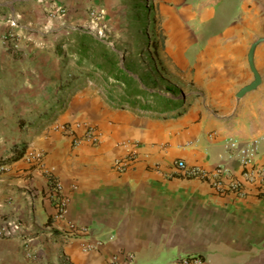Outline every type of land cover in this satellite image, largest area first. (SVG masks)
<instances>
[{
	"label": "crops",
	"instance_id": "0c3cea01",
	"mask_svg": "<svg viewBox=\"0 0 264 264\" xmlns=\"http://www.w3.org/2000/svg\"><path fill=\"white\" fill-rule=\"evenodd\" d=\"M145 4L148 68L172 89L161 93L177 98L181 92V103L158 112L138 108L137 101L119 108L96 92L81 94L73 112L94 122L100 141L33 149L42 152L41 165L30 166L26 154L10 163L22 160L28 169L19 172L31 176L0 179V221L22 222L34 255L25 257L22 237L0 236V264H108L114 256L120 264H173L185 255H198L203 264H264V194L243 179L230 145L255 141L250 166L264 165V0ZM105 5L0 0V76L20 59L55 51L52 36L63 27L91 25L90 9ZM7 31L18 43L14 51L2 38ZM253 70L259 83L237 95L254 80ZM55 140L45 141L51 146ZM130 150L135 159L116 169L113 160ZM179 159L209 170L226 167L223 184L239 180L241 191L184 175ZM50 173L67 199L63 218L54 217ZM68 221L85 230L68 237Z\"/></svg>",
	"mask_w": 264,
	"mask_h": 264
},
{
	"label": "rangeland",
	"instance_id": "374dc122",
	"mask_svg": "<svg viewBox=\"0 0 264 264\" xmlns=\"http://www.w3.org/2000/svg\"><path fill=\"white\" fill-rule=\"evenodd\" d=\"M142 15H146L144 19L148 24L147 8L137 7L136 0H106L100 16L90 17L92 26L63 27L52 36L55 38L53 45H56L57 38L76 28L103 38L105 43L115 50L120 65H126L135 80L142 78L137 107L165 111L181 103V92L177 98L176 94H163H172V89L164 88L165 83L160 80V76L150 72L147 54L150 43L145 42L143 22L140 21ZM61 49H68V45L62 44ZM67 53L58 56L56 51L44 49L37 58L18 60L15 63L16 68L11 65V71L0 76V161L9 158L14 145L24 144L26 156L22 158L31 163L30 166L41 165L42 152L33 149H51L56 145L69 149V142L73 146L71 133H80L81 128L76 131L77 125H80L81 121H88L83 116L76 118L73 112L83 93L96 92L103 96L105 101H110L119 108L125 104V101L120 102L117 99L122 93V84L120 87L109 86L111 80L104 82L85 62L81 63V67L76 66V55L69 50ZM65 55L67 58H64ZM135 102L130 99L128 104L133 106ZM88 122L95 126L93 121ZM50 136L55 137L57 144H46L45 140ZM37 153L39 156H36ZM21 162L22 160H19L13 165H3L0 169V179L30 177V173L19 172L28 169L27 166L22 167Z\"/></svg>",
	"mask_w": 264,
	"mask_h": 264
},
{
	"label": "built area",
	"instance_id": "2783aa9c",
	"mask_svg": "<svg viewBox=\"0 0 264 264\" xmlns=\"http://www.w3.org/2000/svg\"><path fill=\"white\" fill-rule=\"evenodd\" d=\"M102 9H90L89 15L92 18H98ZM2 38L6 43L7 49L14 51L18 48V43L14 38V34L11 31L3 33ZM81 132L71 133L70 139L73 145H78L83 139L89 141L92 145H97L100 141V134L95 126L88 121L80 122ZM231 147L234 148V154L237 161L242 165L243 170L241 175L243 179L249 182H256L259 184L260 192L264 194V165L250 166L253 162L254 156L257 151V144L255 141L250 143L249 146L237 148L234 141L230 143ZM36 156H39L37 153ZM136 157V152L130 150L123 156L116 157L113 160V165L116 169H124L129 163H131ZM177 168L187 176H196L209 178L211 183L217 189H232L234 191H241V182L239 180L231 178L226 184H223L221 175L226 174L228 169L222 165H216L213 169L209 170L196 164H186L182 159L176 161ZM2 166H0V169ZM49 181L54 187L55 195V213L54 217L63 218L66 214L67 199L65 196L59 194L61 189V183L59 179L52 173H50ZM24 230L22 222L16 218L5 219L0 222V236L4 237H22V244L25 248V257L31 258L34 255V249L29 245V240L24 239L22 234ZM85 228L78 227L71 221H68L64 233L67 236L75 235L77 232H83ZM90 247V246H89ZM88 248V247H87ZM62 260H67L68 257L64 252L59 254ZM108 264H120L117 258L111 257ZM173 264H203V260L198 255H185L178 257L173 261Z\"/></svg>",
	"mask_w": 264,
	"mask_h": 264
},
{
	"label": "trees",
	"instance_id": "16d2710c",
	"mask_svg": "<svg viewBox=\"0 0 264 264\" xmlns=\"http://www.w3.org/2000/svg\"><path fill=\"white\" fill-rule=\"evenodd\" d=\"M136 5L139 8H146L145 0H136ZM145 16L146 15H142L140 21L143 22V30L146 35L145 42L148 43L149 37L147 33V20L144 19ZM62 44H67L68 49H61ZM68 50L76 55L74 61L76 66L81 67V63L85 62L93 68L94 72H96L104 82H109V80H111L109 86L120 87L122 84V93L120 97H117L120 102L130 99L135 102L139 99L140 89H142L141 84H143L142 78L139 77L135 80L129 74L130 71L126 65H120L115 50L108 46L103 38H98L87 30L79 28L72 29L70 33L62 35L55 45V51L58 56L68 54ZM64 58H67L66 55ZM11 150L12 152L9 158L0 161V166L19 159L24 155L26 149L24 144H19L12 146Z\"/></svg>",
	"mask_w": 264,
	"mask_h": 264
},
{
	"label": "water",
	"instance_id": "95a60500",
	"mask_svg": "<svg viewBox=\"0 0 264 264\" xmlns=\"http://www.w3.org/2000/svg\"><path fill=\"white\" fill-rule=\"evenodd\" d=\"M253 71H254V70H253ZM253 74H254V80L251 81L249 84L243 86V87L238 91L237 95H240V94H242L243 92H245V91H247V90H249V89L254 88V87L259 83L260 80H259V76H258V74H257L255 71L253 72Z\"/></svg>",
	"mask_w": 264,
	"mask_h": 264
}]
</instances>
